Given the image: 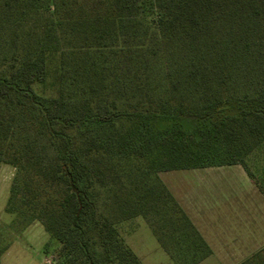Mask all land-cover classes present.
Returning a JSON list of instances; mask_svg holds the SVG:
<instances>
[{"label": "trees", "instance_id": "trees-1", "mask_svg": "<svg viewBox=\"0 0 264 264\" xmlns=\"http://www.w3.org/2000/svg\"><path fill=\"white\" fill-rule=\"evenodd\" d=\"M263 144L264 0H0L6 212L38 221L60 264H141L117 228L137 216L198 264L211 250L159 173L253 179ZM238 264H264V247Z\"/></svg>", "mask_w": 264, "mask_h": 264}, {"label": "rangeland", "instance_id": "rangeland-1", "mask_svg": "<svg viewBox=\"0 0 264 264\" xmlns=\"http://www.w3.org/2000/svg\"><path fill=\"white\" fill-rule=\"evenodd\" d=\"M34 89L38 93H48L45 87L35 85ZM187 122L191 124L190 121ZM38 148L43 150L48 157L52 154L51 146L44 139L38 141ZM245 163L253 176V183H259L264 189V144L259 150L251 151L245 158ZM193 171L195 172L186 173L185 180L189 183L188 187L191 191L195 193L201 191L203 194V197L195 198L192 204L201 209L197 213L207 216L216 201L209 193H214L220 183L226 184V188H230V193L234 197L240 196V193L245 195L248 192L249 185L242 177L243 170L239 164L216 169L200 168ZM14 172L12 166L0 165V247L3 248L0 264H60V245L49 237L38 221L33 220L28 224H23L19 218L6 212L9 187ZM160 175L171 187H179L181 179L175 172H162ZM218 206L220 208L222 205L218 203ZM233 226L237 227V233L241 235L243 228L236 224ZM117 228L123 242L133 251L141 264H177L162 248L144 218L140 216L130 218L119 223ZM203 232L206 236H210L206 227ZM224 249L226 248H217L214 253L198 264H238L251 254L238 251L224 253L226 251ZM172 250L175 253L176 250L174 248ZM176 258L180 262L179 256L176 255Z\"/></svg>", "mask_w": 264, "mask_h": 264}, {"label": "crops", "instance_id": "crops-1", "mask_svg": "<svg viewBox=\"0 0 264 264\" xmlns=\"http://www.w3.org/2000/svg\"><path fill=\"white\" fill-rule=\"evenodd\" d=\"M221 167L222 166H212L204 167L201 169H216ZM198 169L200 168L164 171L175 172L178 178L181 179V181L179 182V187L177 188L171 187L163 180L160 175L162 172L159 173V177L165 184L169 192L172 194L174 199L187 214L197 231L206 241L211 250V254L214 253L217 248L222 247L226 248L224 249L226 250L224 253H233L235 251H238L247 254L251 253L250 255L263 248L264 196L256 187L255 183H253V180L246 174L244 169L242 168V177L249 185L247 187V194L245 193L244 195L243 193H240V196L234 197L230 193V188H226V184L220 183L218 185L219 187L215 188L217 190H215L214 193H209L210 195L214 196L216 201L215 204H213L214 206L211 207V210L207 214V216L197 213L201 209L192 206L194 199L197 197H203V194L201 193V191H199L198 193L191 191L188 187L189 183L185 180V177H187L185 176L187 172H195L193 170ZM218 203L222 205L220 208L218 206ZM194 208L195 210L196 208L198 210L195 211ZM235 224L236 226H241L243 228L241 235L237 233V227L235 228L233 226ZM205 227L209 230L210 236H206L203 232V229ZM244 236H246V238ZM250 255L246 256L244 259H246ZM244 259H242L241 261H243Z\"/></svg>", "mask_w": 264, "mask_h": 264}]
</instances>
